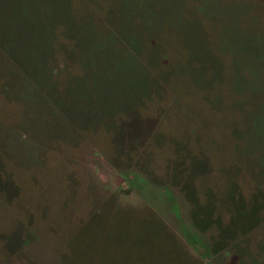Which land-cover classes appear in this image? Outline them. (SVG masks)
Instances as JSON below:
<instances>
[{"label":"rangeland","instance_id":"1","mask_svg":"<svg viewBox=\"0 0 264 264\" xmlns=\"http://www.w3.org/2000/svg\"><path fill=\"white\" fill-rule=\"evenodd\" d=\"M156 186L264 264V0H0V264H144Z\"/></svg>","mask_w":264,"mask_h":264},{"label":"crops","instance_id":"2","mask_svg":"<svg viewBox=\"0 0 264 264\" xmlns=\"http://www.w3.org/2000/svg\"><path fill=\"white\" fill-rule=\"evenodd\" d=\"M158 187L159 186L155 187L159 195V197H157L156 199L157 201L152 200V202H149V203L145 202L142 199L141 195H145L146 190L152 189L151 187H147V188L144 187L140 189L139 192H136V196L138 199H140L141 202L140 201H136V202L130 201L131 197H133L134 195V193H131L133 192V188H128V187L117 188V189H120L122 192L124 191L123 193H128L129 195L133 194L132 196L128 195L129 196L128 200L130 201V205L120 206L119 208H116L114 210V213L112 216H114L113 218L117 222L119 221V218H121L122 213L125 214V212L129 209L130 210L135 209V208L140 209L138 207L140 205H136V203L138 204L142 203L141 205H144L145 207H150V210H148L149 215L155 214L156 216L154 217L155 219H152L153 224L156 221V222L164 223V226H165V227L157 226L155 228V231L157 233V237L155 241L153 242L155 245L151 243L145 244L144 254L142 256L144 260H142L140 257L139 258L140 263H142L143 261L144 264H215V260H216V263L220 264L219 256H222L223 252L228 251V250L223 240L222 241L219 240V244L217 245L215 243V247L213 249V242L209 235L210 234L209 226H207L205 223V220H207V217H208L207 216L208 213H206V211H203L201 208L203 218L202 216H200V218H197L195 216V209L193 210L194 213L189 212L190 207L194 208L196 203L194 204L185 203L186 204L185 208H182L179 202L178 203L175 202L174 197H173V191L170 188H167L166 186H161V187H164V189L159 190ZM190 188H192V186H189V189L187 188V190H189V193L191 195H194L195 193L194 189L193 188L190 189ZM196 207L198 208L197 205ZM151 209L153 210V213L151 212ZM198 210L199 209H197V211ZM114 219L109 221L110 223L112 221L111 223L112 227L108 221H107L108 223H105V225H103L105 227V230L107 228V237L109 239L111 238L115 239L117 237H121V234L123 232V228L115 225L116 222L114 221ZM100 225L101 224H99L98 222L95 223V226L98 227V229ZM204 225H206V227ZM92 232L97 233L99 231L97 230L95 232V230H93ZM171 234H173V240L168 239L171 237ZM94 237H97V236L92 234V239ZM79 238L83 239L79 241L81 242L85 241L84 239L85 235L79 236ZM237 239L235 238L232 241L235 243V245H237L236 243H238L241 240V238L238 240ZM162 241H168L169 242L168 246H167V242H162ZM158 246H160L161 250L167 249L172 252L164 253L158 256L157 255ZM78 251H79V247L77 246L75 250L76 252L75 254H77ZM90 253L88 254L91 255L89 257L91 260L90 261L91 264H102L103 262L108 264L106 259L100 257V251H97L96 253L97 255L95 256L93 254V249ZM77 255L83 257L85 255V251ZM63 259L69 260L67 255ZM225 261H226V257H221L222 264H224Z\"/></svg>","mask_w":264,"mask_h":264}]
</instances>
